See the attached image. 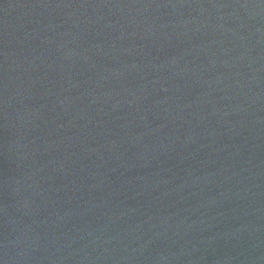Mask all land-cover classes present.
I'll return each instance as SVG.
<instances>
[{
	"label": "water",
	"instance_id": "95a60500",
	"mask_svg": "<svg viewBox=\"0 0 264 264\" xmlns=\"http://www.w3.org/2000/svg\"><path fill=\"white\" fill-rule=\"evenodd\" d=\"M0 264H264V0H0Z\"/></svg>",
	"mask_w": 264,
	"mask_h": 264
}]
</instances>
